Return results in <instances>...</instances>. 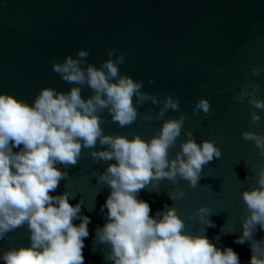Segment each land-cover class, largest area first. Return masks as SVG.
I'll return each instance as SVG.
<instances>
[{
    "label": "water",
    "instance_id": "95a60500",
    "mask_svg": "<svg viewBox=\"0 0 264 264\" xmlns=\"http://www.w3.org/2000/svg\"><path fill=\"white\" fill-rule=\"evenodd\" d=\"M79 49L88 50L87 63L97 67L109 59L107 51L115 49L125 58L118 66L120 73L143 81L142 91L158 95L161 101L166 94L179 100L180 112L187 119L176 146L169 151L170 158L179 151L184 131H191L197 144L202 140L215 142L221 158L205 166L203 174L207 177L199 180L200 186L192 189L179 181L177 187L186 195L173 202L168 198L173 186L165 180L160 182L158 194L145 189L138 193V199L149 204L153 217L165 205L174 204L186 229L194 234L203 225L188 220V216L207 206L214 213L209 219L216 227L207 228L204 234L221 250L233 249L240 264H247L251 256L248 243H234L241 235L240 220L246 214L240 193L256 187V171L264 167V158L253 142L241 139L240 134L251 131L264 135V111L252 108L247 98L236 103L233 97L244 83L255 81L259 84L256 96L264 100V0H0V93L31 105L42 88L67 92L76 85L65 83L51 65L67 55L76 58ZM256 67L262 71L252 77ZM149 78L155 83L149 84ZM91 94L86 87L81 93L83 99ZM200 98L211 106L207 119H202V112L192 115V107ZM150 109L155 117L159 107L150 102L138 112L146 114ZM250 111L260 115L259 127L251 124ZM179 114L170 110L164 119H175ZM102 115L105 135L129 139L138 135L148 140L163 123L155 119L149 123L138 116L136 123L121 128L111 122L107 112ZM93 150L105 149L98 144ZM87 151L83 150L76 166H57L68 172V178L61 180L50 195L68 191L74 196L69 200L71 205L83 201L81 214L91 221L82 250L84 264H105L107 249L94 245V239L95 230L105 223L100 208L110 189L97 184L96 175L115 161L93 162ZM79 223L78 219L73 221L74 225ZM224 226L223 231H234L221 235ZM253 238L264 239V231L257 228ZM29 243L26 228H18L0 241V253L28 247Z\"/></svg>",
    "mask_w": 264,
    "mask_h": 264
},
{
    "label": "clouds",
    "instance_id": "9594fccd",
    "mask_svg": "<svg viewBox=\"0 0 264 264\" xmlns=\"http://www.w3.org/2000/svg\"><path fill=\"white\" fill-rule=\"evenodd\" d=\"M89 55L88 50L79 49L76 58L67 55L62 62H52L54 73L65 83L76 85L67 92L42 88L31 105L0 93V241L25 227L30 242L28 247L0 253L2 264H84L82 250L91 221L81 214L83 201L71 205L69 200L74 196L68 191L50 195L61 180L68 178V172L57 166H76L83 150H89L86 155L93 162L115 161L96 175L97 184L110 189L100 208L105 223L95 230L94 239V245L107 249L105 264H240L233 249L221 250L204 234L207 228L216 227L209 219L214 213L207 206L188 216V220L203 225L194 234L186 229L174 204L165 205L153 217L149 204L138 199L141 190L158 194L160 182L165 180L173 186L168 193L173 202L186 195L177 187L179 181L192 189L200 186L199 180L207 177L203 174L205 166L221 158L215 142L202 140L197 144L193 133L184 131L179 151L170 158L169 151L176 146L187 119L180 112L179 100L166 94L161 101L158 95L142 91L143 81L120 73L118 66L125 58L115 49L107 51L109 59L99 67L87 63ZM261 71L260 67L253 68L251 76H259ZM148 83L155 81L149 78ZM85 87L92 93L87 99L81 95ZM258 89L257 82H246L233 100L244 103L247 98L252 108L264 111V100L256 96ZM148 102L159 107L155 117L151 109L146 114L138 112ZM170 110L179 116L164 119ZM105 112L121 128L136 123L138 116L149 123L153 119L163 123L148 140L138 135L131 139L105 135L101 127ZM201 112L202 119H207L211 112L207 99H198L192 107L193 116ZM249 115L251 124L259 127L260 115L254 111ZM240 135L253 142L264 158V135L251 131ZM98 144L105 150H93ZM255 183L256 187L240 193L246 214L240 220L241 235L234 243H248L251 256L247 264H264V239L253 238L257 228L264 231V167L256 171ZM77 219L80 223L74 225ZM225 226L221 235L234 231H223Z\"/></svg>",
    "mask_w": 264,
    "mask_h": 264
}]
</instances>
